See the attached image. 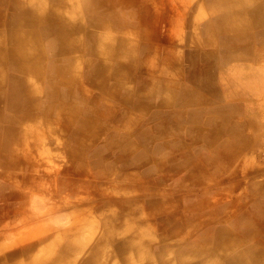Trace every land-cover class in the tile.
<instances>
[{
	"label": "bare ground",
	"instance_id": "bare-ground-1",
	"mask_svg": "<svg viewBox=\"0 0 264 264\" xmlns=\"http://www.w3.org/2000/svg\"><path fill=\"white\" fill-rule=\"evenodd\" d=\"M134 2L0 0V169L15 166L19 150L27 151L28 155L37 152L48 142V136L54 137L58 127L69 140L65 155L62 154L76 163L83 159L89 137L96 133L101 106L122 96V101L136 108L132 98L145 93L142 87L131 89L129 70L137 61L138 52L148 53L144 63L150 64L155 59L151 44L156 41L150 39L153 30L146 20L150 15L156 16V11L150 9L152 4L141 8L135 15L140 28L135 29V25L125 22L124 12ZM202 4L208 20L202 25L201 42L212 50L200 55L198 61L191 58L192 69L199 68L201 63L202 71L187 73V79L196 83L199 90L174 92L168 78L163 79V86L172 101H181L191 109V124L195 126L196 115L203 118L201 115L205 113L209 117L201 122L210 128L205 139L208 158L202 165V175H206L205 166L245 156L252 144L258 143L255 137L247 135V128L253 131L256 126L264 127V0H204ZM9 9L13 11L10 19ZM137 31L141 43L136 46L128 37L136 36ZM216 58L219 64L210 66ZM172 59L162 61L164 76ZM212 69L219 71L218 88ZM106 79H112L114 86L108 87ZM83 166V172L87 173ZM71 170L74 173L69 175H77L74 168ZM255 171L261 173L263 169ZM201 172L200 168L198 174ZM251 207L258 209L255 211L258 216L264 214L263 202L251 200ZM223 216L224 209L219 208L205 223L201 215L188 220L192 224L185 227L187 234L198 229L201 232L197 249H188L172 260L165 258L162 263L264 264V251L240 250L245 240H259L263 236L262 232L252 233L253 216L245 221L237 219L239 226L227 221L224 224ZM71 235L72 232L63 236ZM76 240L69 239L63 251L46 254L42 260L28 264H69L61 257L79 250L75 247L79 245ZM103 240H110V236L105 235ZM127 244L120 243L115 250L117 257L124 256L123 260ZM56 255L61 257L55 258V262L47 260L48 256ZM92 258L87 264H99V258ZM12 259L8 256L0 264H26L25 260Z\"/></svg>",
	"mask_w": 264,
	"mask_h": 264
},
{
	"label": "rangeland",
	"instance_id": "rangeland-1",
	"mask_svg": "<svg viewBox=\"0 0 264 264\" xmlns=\"http://www.w3.org/2000/svg\"><path fill=\"white\" fill-rule=\"evenodd\" d=\"M203 1L153 0L152 3H148L152 4L150 9L156 11V16L150 15L146 20L149 29L153 30V37L150 39L154 38L156 41V44H151L154 50L151 55L155 59L152 65H148L143 60L148 53L138 52L135 55L137 61L129 70L132 90H136L143 81L159 84L162 79L168 78V84L175 88L174 92H182V89L198 92V85L187 79V73L193 70L192 57L198 61L200 55L212 50L203 47L201 42L204 38L201 32L202 25L208 20L203 10ZM148 4L135 0L132 7L124 10L127 13L125 22L132 23L135 29H139L140 24L136 21L135 15L141 8L144 10ZM12 15L13 11L9 9V19ZM139 37L137 31V35L128 37V40L137 46L139 41L141 43ZM144 42L147 44L146 41ZM172 57V63L168 66L170 69L164 76V71L161 70L162 61L164 58ZM218 62L216 58L211 61L210 66L218 65ZM198 64L199 68L193 71L199 72L204 69L201 63ZM212 71V78H215L218 88L219 71L213 69ZM106 83L112 86L114 81L106 79ZM259 120L260 116L256 119L257 124ZM247 129V135L251 138L255 137L258 143L252 144V149L250 147L245 156H239L238 164L232 169L234 176L240 180L244 179V182L243 180H237L236 183L222 181L219 185H213L207 180L203 183V188H206L205 206L202 207L200 204L199 209L202 207V211L206 213L205 219L202 218L206 221L210 213L223 208L224 224L227 221L233 222L236 226L240 224L237 219L245 221V218L253 216L251 217L252 233L258 235L262 232L263 236L259 240H245L240 250L254 249L253 252L256 253L264 251V214L261 216L255 214L258 209L251 207V200L264 203V127L256 126L253 131L251 127ZM63 136L57 134L51 139L48 136L50 141L44 145V151L39 149L30 155L23 154L18 166L6 165V168L0 169V260L8 256L16 261L25 260L26 264L33 260H42L46 254L63 251L69 239L79 241V245L75 246L79 250L73 251L72 255L65 254L63 257L48 256L47 260L54 261L55 258L61 257L64 261L68 260L69 264H87L93 259L92 257H97L99 264H125V262L126 264H163L162 260L165 258L172 260L188 249H197L195 241L199 233L180 241L166 234V230L158 229L156 224L165 219L161 216L153 218L152 206L149 205L153 200L150 192L151 184L141 173V168L138 170L137 186H130L116 195L120 196L123 203H131V207H125L124 204L117 207L112 202L117 197L113 196V192L105 191L107 180L110 183L116 182L124 175L121 170L108 174V178L101 175L78 177L77 181L82 179L90 184L79 188L80 183L77 185L76 181H71L67 174L70 163L63 158L60 143L57 146L54 142L55 139L60 140L62 137L63 143ZM103 136L104 134L98 137L95 145L96 143L101 145ZM134 136L135 134H132V137ZM162 153L168 154L169 149L165 148ZM149 166L146 165L147 168ZM259 168L263 171L256 173L255 169ZM160 179H163L161 190H175L176 180H172V176L163 173L153 175V180ZM183 184L189 187L187 183L183 182ZM257 185L260 186L258 189ZM223 187H227L231 197L226 199L219 197L220 202H215L213 196L220 194ZM101 190L105 195L101 196ZM201 190L202 185L194 194L202 193ZM159 199L164 201V197ZM104 201L108 203L102 207L101 203ZM71 232V236H63L70 235ZM105 235H109L110 240L104 241ZM52 240L55 245H51ZM125 242H129V245H126V256L123 260L124 256L117 257L115 250L118 248L117 245ZM37 252L45 255H36ZM186 262L183 261V264ZM219 264H222V261Z\"/></svg>",
	"mask_w": 264,
	"mask_h": 264
},
{
	"label": "crops",
	"instance_id": "crops-1",
	"mask_svg": "<svg viewBox=\"0 0 264 264\" xmlns=\"http://www.w3.org/2000/svg\"><path fill=\"white\" fill-rule=\"evenodd\" d=\"M146 64L152 65L153 63L149 64L146 62ZM163 83V79L159 84L148 80L143 81L139 87L143 88L142 91L145 94L138 95V97L136 95L132 98L136 108H132V104L129 105L130 103L122 101V96L116 100L109 99L106 105L100 108L101 118H95L96 133L89 137L88 147L82 153L83 159L75 163V159L71 161L68 156H63V158L70 163L67 170L68 175L74 173L71 170L72 168L77 171V175L69 176L71 181L77 182V185L80 183L78 185L79 188L82 185L87 187L90 184L82 181V179L77 181L78 177L86 178L87 176L92 177L95 175L97 177V175H101L108 178L107 175L117 172L116 170L123 171L124 175L119 177L116 182L110 183L107 182L108 180L106 181L105 191L113 192V196L117 197L112 201L117 207L122 204L125 207L132 206L131 203H123L120 200V196L116 195H119L124 189L130 188V186H137L136 179L139 177L138 170L141 168V173L151 184L150 192L153 200L150 201L149 205L152 206L153 218L161 216L165 219L156 224L158 229L166 230V234L173 239L184 241L188 236L197 233L200 235L201 233L198 229V231L187 234L185 227L191 225L192 223L188 222V220L197 217V215H201V219H205L206 213L202 211V207L205 206L206 188H203V183L209 180L210 184L219 185L222 181H233L236 183L237 180H243L244 182V179H237L232 173L233 167L239 162V157L230 158L231 160L224 163L218 160L214 165L205 166L208 172L206 175H202L204 171L202 168L203 161L208 158V146H206L207 142H205V139L208 137L210 128L205 123L201 124V122L203 123L209 117L207 118L205 113L201 115L203 118H198L196 115L195 126L191 124L189 121L191 109L182 105L181 101H172V96H169ZM112 85L114 86V84ZM181 91L183 92L184 89ZM94 92L95 90L91 91L93 98L96 95ZM120 93L122 95L123 91ZM196 112L198 113L199 111ZM242 116L239 115L241 118ZM236 119L237 117H234L233 120L236 121ZM57 134H63L61 127L55 130L53 138ZM103 134L101 145L99 146L98 143L95 145L98 137ZM132 134H135V136L132 137ZM54 142L57 146L60 143L62 147L60 149L65 155L64 149L69 143L68 138L64 135L63 143L62 137L60 140L55 139ZM43 147L40 148V151L42 149L43 151L45 150ZM165 148L169 149L168 154L162 153ZM19 153L20 158L15 166H18L21 155L27 154V151L19 150ZM83 164L87 173L82 170ZM147 164L150 165L148 168L146 167ZM143 167H145V171L142 172ZM200 168L202 172L198 174ZM215 170H218V172L212 174L211 171ZM155 173L172 176V180H176L174 182L175 190H161L160 186L163 183V179L153 180ZM83 182L86 184H83ZM183 182L187 183L189 187L185 186ZM201 185L202 190L204 189L203 191L201 190L202 193L194 194L195 190H199ZM226 188H221L220 194L213 196L215 202H220L219 197H222V199L231 197ZM101 192V196L105 195L103 190ZM160 197H164V201H161ZM107 203L104 201L101 206L103 207ZM200 204L202 206L201 209H199ZM170 218L175 220L169 221ZM206 221L203 220V223ZM198 237L195 245H197Z\"/></svg>",
	"mask_w": 264,
	"mask_h": 264
}]
</instances>
